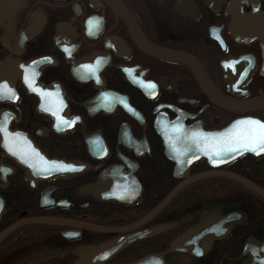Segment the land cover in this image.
<instances>
[{
  "label": "flooded vegetation",
  "instance_id": "1",
  "mask_svg": "<svg viewBox=\"0 0 264 264\" xmlns=\"http://www.w3.org/2000/svg\"><path fill=\"white\" fill-rule=\"evenodd\" d=\"M6 1L0 96L4 85L15 95L0 98V233L30 218L107 232L25 223L0 241V264H76L75 249L104 245L92 264H264V197L229 177L263 193L264 151L199 158L176 175L157 127L264 122V0H115L125 16L107 0ZM135 34L193 59L222 97L258 105L218 106L191 67L147 53ZM31 226L44 233L35 243Z\"/></svg>",
  "mask_w": 264,
  "mask_h": 264
},
{
  "label": "water",
  "instance_id": "2",
  "mask_svg": "<svg viewBox=\"0 0 264 264\" xmlns=\"http://www.w3.org/2000/svg\"><path fill=\"white\" fill-rule=\"evenodd\" d=\"M110 5L117 10L118 14L125 16V11L116 3L115 0H107ZM6 0H0V5L6 3ZM131 32L137 33L135 26L131 25ZM138 38L137 43L138 45L143 48L147 53L170 61L181 62L187 64L191 67L197 76L199 85L208 95L210 100L217 104L218 106L232 110V111H251L254 109L258 104L255 101H247V102H236L229 99L222 97L219 93H217L212 86L203 78L200 70L197 68V64L193 59L188 56H185L181 53L174 52V51H167L157 47H154L148 44L143 38H140L139 35L135 34ZM258 103H264V96L259 100ZM243 121V120H241ZM240 120L234 121L227 125L225 128L217 131L206 132L202 131L197 127L187 128L183 127L179 123H166L165 121H161L158 124V130L161 133L163 146H164V155L166 158L174 162V173L180 175L184 173V171L188 168V166L195 160L199 158H206L211 163L213 159L220 161L218 163H224L225 161H230L235 157L243 154L245 152L255 153L252 150H245L244 148L240 147L239 145H235L229 142L231 137H235L238 133L243 132L245 129L250 127H255L253 125H248L245 123H237ZM228 142V143H226ZM228 146H235V152H227L223 151ZM50 169L59 168V173H69L74 167L66 162H52L49 161ZM59 166V167H57ZM67 170L68 172H65ZM208 175V174H206ZM202 174L200 176H196L190 180L206 176ZM232 179L237 181H241L245 185H247L250 189L255 190L264 197V192L262 193L258 188L254 185L247 183L246 181L239 179L236 176L229 175ZM188 180L180 183L177 187L173 189V191L163 199L151 212H149L141 222L149 220L153 217L159 210H161L167 202L182 188L187 184ZM204 222L203 218H201L200 224L202 225ZM25 223H40V224H49V225H57V226H77L83 229H87L92 232H107L104 228L93 227L90 225H78L73 222H69L66 220H59V219H49V218H30V219H23L20 221L15 222L3 232L0 233V241L11 231L16 229L22 224ZM163 228L154 229L151 231H146L143 235L151 236L155 233L161 231ZM188 234H184L181 236L177 241H175L170 248L179 249L180 243L183 239H186ZM128 242H123V245H126ZM108 245L100 246V247H81L75 249L73 253L78 256L76 264H92V257L95 254L100 253V250H108ZM185 248V247H184ZM182 249V248H181ZM112 250V249H111ZM110 250V251H111ZM134 264H142L141 262H137Z\"/></svg>",
  "mask_w": 264,
  "mask_h": 264
},
{
  "label": "snow or ice",
  "instance_id": "3",
  "mask_svg": "<svg viewBox=\"0 0 264 264\" xmlns=\"http://www.w3.org/2000/svg\"><path fill=\"white\" fill-rule=\"evenodd\" d=\"M26 80H27V77H26ZM149 87L154 88L155 86L149 83ZM3 89L7 95L0 96V98L14 97L15 94L12 89L7 88L6 85L3 86ZM237 123H245L248 125H253L255 127H250L248 129H245L243 132L238 133L235 137H231L229 142L235 145H239L245 150L250 149L252 151H257V149H259V151H264V122H260L258 120H248V121H240ZM0 131H3V129L0 128ZM223 151L235 152L236 147L228 146L225 149H223ZM212 162L215 164L220 161L213 159Z\"/></svg>",
  "mask_w": 264,
  "mask_h": 264
},
{
  "label": "rangeland",
  "instance_id": "4",
  "mask_svg": "<svg viewBox=\"0 0 264 264\" xmlns=\"http://www.w3.org/2000/svg\"><path fill=\"white\" fill-rule=\"evenodd\" d=\"M39 228H38V226H31V227H27L26 228V230L27 231H30V233H31V236H30V243H35V242H37L38 241V239L37 238H35L34 236H38V237H41L42 235H44V233L43 232H37V233H35V231L36 230H38ZM22 242H24V243H22ZM28 244L29 243H27V240H22L20 243H18L17 245H19V246H27V247H23V248H26V249H30L31 247H29L28 246ZM53 249V248H52ZM52 259V258H51ZM21 260L19 259L15 264H24L23 262H20ZM34 264H38V262H34Z\"/></svg>",
  "mask_w": 264,
  "mask_h": 264
},
{
  "label": "bare ground",
  "instance_id": "5",
  "mask_svg": "<svg viewBox=\"0 0 264 264\" xmlns=\"http://www.w3.org/2000/svg\"><path fill=\"white\" fill-rule=\"evenodd\" d=\"M16 11L14 12V15H15ZM197 68L199 69V67L197 66ZM200 70V69H199ZM37 262V261H36ZM52 262L51 259L48 260V263L50 264Z\"/></svg>",
  "mask_w": 264,
  "mask_h": 264
}]
</instances>
